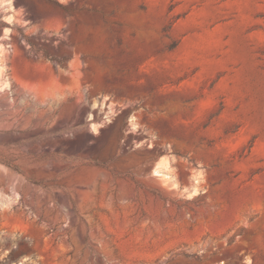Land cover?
I'll list each match as a JSON object with an SVG mask.
<instances>
[{
	"label": "rangeland",
	"instance_id": "rangeland-1",
	"mask_svg": "<svg viewBox=\"0 0 264 264\" xmlns=\"http://www.w3.org/2000/svg\"><path fill=\"white\" fill-rule=\"evenodd\" d=\"M0 264H264V0H0Z\"/></svg>",
	"mask_w": 264,
	"mask_h": 264
},
{
	"label": "built area",
	"instance_id": "built-area-1",
	"mask_svg": "<svg viewBox=\"0 0 264 264\" xmlns=\"http://www.w3.org/2000/svg\"><path fill=\"white\" fill-rule=\"evenodd\" d=\"M3 198H2V196L0 195V203H2L3 202V200H2Z\"/></svg>",
	"mask_w": 264,
	"mask_h": 264
}]
</instances>
